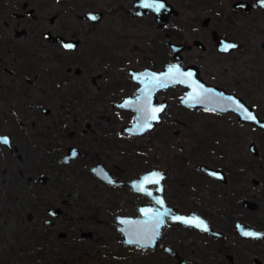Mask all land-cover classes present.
<instances>
[{
    "label": "flooded vegetation",
    "instance_id": "af4514ba",
    "mask_svg": "<svg viewBox=\"0 0 264 264\" xmlns=\"http://www.w3.org/2000/svg\"><path fill=\"white\" fill-rule=\"evenodd\" d=\"M258 1L0 0V136L10 138V144L0 138V153L4 150L21 163L11 169L7 189L12 194L20 192L25 202L33 198L24 238L38 245H52L58 236L70 244L94 246L104 243L100 234L110 243L107 229L112 226L121 246L149 250L152 259L161 258L169 264H236L250 251L254 256L252 246L264 241V236L247 238L239 232L237 223L264 233L263 226L257 227L248 218L249 211L259 208L251 199L254 183L259 180L254 181L249 174L253 167L248 160L225 156L222 146L227 144L217 133L221 129L227 134L231 127L238 141V128L262 129L242 122L235 112L189 106L182 100L193 90L189 83L195 81L241 97L262 117L247 97L218 81L222 67L227 70L235 63L253 65L254 42L263 54L258 58L264 59V6ZM226 45L236 47L225 51ZM175 65L180 75H186L185 82L173 83ZM144 70H166L167 86L156 89L152 103L166 108L152 130L134 135L124 129L135 121L137 112L119 103L126 98L133 100L131 104L137 102L141 84L133 75ZM160 82L165 81L160 78ZM8 102L24 103V107L14 108L3 119L6 114L1 103ZM98 106L106 125L100 130L103 138L93 137L103 158L100 160L94 152L95 144L86 149L69 145L57 155L65 166L87 157L83 162L88 163L90 178L80 176L97 183L67 204L74 190L62 179L63 172L51 176L45 171L51 169L45 167L46 161L50 165L55 159L52 154L59 148L52 134L94 130L91 121L85 123L75 117L67 122L64 118L87 108L88 112H97ZM57 107L63 114L55 116ZM174 134L182 136L174 141ZM133 137L137 141H132ZM143 138L149 139L147 144L142 143ZM146 145L154 154L150 164L143 167ZM36 147H40V155ZM206 147L222 157L205 154ZM71 148H77L79 155L64 162ZM99 164L108 172L106 179L92 171ZM203 167L221 172L220 177ZM145 173L151 175L143 182ZM133 180L144 191L136 190L138 185L130 184ZM46 197H55L54 202L62 204H49ZM95 199L103 206L90 203ZM81 205L83 212L106 209L103 219H87L107 228L100 231L69 215ZM143 212L160 213L161 222H165L157 244L148 248L126 244L119 229L125 225L122 218H139ZM176 218H187V222ZM60 220L65 221L64 231L56 229ZM256 258L264 264L257 256L253 264H257Z\"/></svg>",
    "mask_w": 264,
    "mask_h": 264
},
{
    "label": "rangeland",
    "instance_id": "374dc122",
    "mask_svg": "<svg viewBox=\"0 0 264 264\" xmlns=\"http://www.w3.org/2000/svg\"><path fill=\"white\" fill-rule=\"evenodd\" d=\"M239 24L242 25V22H239ZM255 40L259 41L260 38L255 37ZM253 45L255 46L254 52L256 54L253 65L249 64L247 67V65L244 66L243 64L235 63V66H232L227 70L222 67L219 71L220 74L218 81L222 86L227 87L229 90L247 97L249 102L256 106L259 114L264 118V64L261 63L264 59L260 60L258 58L263 56L260 45L257 42H254ZM255 48H257L258 51L255 50ZM1 105L5 106L4 110L6 115L3 116V119L6 118L7 114L12 112L14 108L22 110L24 107V103L20 102L1 103ZM59 109L61 108H55V116L59 113L63 114L62 110ZM67 109L66 111H68ZM96 109L97 112H88L87 108L84 111H80L81 113L79 115H76V112L73 111L70 113L71 116L64 118L67 122L75 117H79L80 120L85 123L91 121L94 125V130L81 131L82 129H79V132L75 131L72 135L70 133H65L64 136H61L59 133L52 134V137L54 138L55 143L59 145V148H57L55 153L52 154V157L55 155V159L50 161L51 164H48L49 160L46 161L45 167H50L51 169L46 170L45 167L44 169L51 176L63 172L62 179L71 189L74 190L72 197L66 199L67 204H70V199H76L79 192L89 189L97 183H90L87 178L80 176L81 174H84L90 178L87 172L88 163L83 162V160H88L86 159L87 157L80 158V161L77 159L71 165L65 166L60 161V156L58 160L57 155L62 154L69 145L76 144L79 147L86 149L95 144L94 152L100 156V160L103 158L101 157L102 150L97 146L96 139L93 136H101L103 138L104 135H100V130L104 128L106 123L104 119L101 118V107L98 106ZM218 123L221 124L223 121L221 122L219 120ZM218 131L217 135L219 136V139H222L227 144V146H222L225 151L224 153H226L225 156L230 155L243 158L248 160V164L253 167L250 169L252 172H249V174H253L254 181L257 179L259 180V183H254V191L251 195V199L258 203L259 208L256 211H249L248 218L249 221L256 224L257 227H264V131L255 127H240L238 128V131L240 132L238 135V141L233 128L230 127L228 130L229 133L227 134H225L224 131H221V129H218ZM181 136L182 135L174 134V141H178ZM131 140L137 141L134 137ZM242 140V144H239V141ZM148 141V138L142 139L143 144H147ZM118 142L121 143L122 140L118 139ZM123 142L129 141L124 140ZM251 142L257 144L259 150L258 155H254L250 149ZM205 143L207 144V142ZM145 148L143 158L147 161L144 162L145 164H142L143 167L146 164H150V159L154 154V152H151L150 147H147L146 145ZM34 149L38 155L41 154L40 147ZM209 149L210 148L206 147V150H204L206 152L205 154L222 157L220 153ZM176 152L177 149L173 150V153ZM0 155V264H169V262L163 261L161 258H158V260L152 259L149 250H138L128 245L121 246L122 243L119 234L112 226H109L107 229L110 243H107L103 238V234H100L99 237L102 238L104 243H99V245L94 246L70 244L68 239H60L58 236L54 238L52 245H38V243H33L32 240L24 238L25 227L28 225L26 218L27 210L29 209V206L33 207V198H30V203L25 202V198L20 192L12 194L11 190L7 189V179L9 174H11V169L15 168V165L20 167L21 163L20 161H17L16 158L9 157L4 150ZM111 156L115 158L114 153H111ZM35 161L37 162V160ZM28 165L30 168L32 163H29ZM34 165H37V163ZM251 183L252 182L249 178L248 184L250 186L252 185ZM45 200L48 201L49 204H56L54 202L56 200L55 197H46ZM90 203L103 206V204L96 199L95 201L90 200ZM61 204L62 203H57L56 205ZM71 204L75 206L76 202L72 201ZM32 209H35L36 211L35 207ZM74 211L75 212H70L69 215H73L76 219H80L83 225H95L99 227L98 229H101L100 231L107 228V225L103 226L104 224L97 223V220L89 222L87 219V217L103 219L106 216V209L98 210V212H83V205H81V207L78 206L77 208H74ZM237 216L242 217V213H238ZM59 222L60 223L56 229L61 228L59 231H64L65 228L63 224L65 221L60 220ZM247 245L251 246L252 243H247ZM252 247H255L254 256L251 255L250 251L244 261H237L236 264H245V262L253 264V258L256 256L264 261V241H261L259 244L256 242Z\"/></svg>",
    "mask_w": 264,
    "mask_h": 264
},
{
    "label": "water",
    "instance_id": "95a60500",
    "mask_svg": "<svg viewBox=\"0 0 264 264\" xmlns=\"http://www.w3.org/2000/svg\"><path fill=\"white\" fill-rule=\"evenodd\" d=\"M258 4L264 6V0H259ZM240 5L241 4L237 6ZM177 68L178 66L176 65L173 68V83L185 82V80L183 79L184 77H186V75L183 76L180 75L179 72H176L175 69ZM166 73V70L162 72L144 70L133 75L134 78L141 84L139 90L140 95L137 96V102L135 104H131L133 100H129L130 98H126L124 101L119 103V106L133 108L137 112L135 121L124 129L126 133H131L134 135L146 134V132L152 130L155 127V124L157 123L156 120H160V115L165 110L166 105L154 106L152 103L156 89L167 86ZM160 78L164 79L165 82H160ZM189 85L193 87V90H190V92L187 93V97L182 100L184 104H187L189 106L215 109L220 112L232 111L238 115L239 119L242 122L252 123L256 127L264 130V118L260 117L255 111V108L246 104V102L241 97L233 93H228L224 89H218L216 87L203 83L198 84L195 81L190 82ZM156 109H162V111H156ZM153 116H155V119H153ZM147 125H150V127ZM0 138L2 141V138H7L8 142L5 144H10V138L8 135L0 136ZM251 150L255 155L259 154V150L255 142L251 144ZM78 155L79 150L77 148H71L70 154L65 155L63 161L68 163L72 157H77ZM203 169L216 177H220L221 172L219 171H213L206 167H203ZM92 171L96 173L97 176L103 179H106L108 174L105 167L101 164L93 167ZM150 175L151 173L143 174L142 181L146 182V178ZM130 184L134 186L135 184H137L138 186H135V189L144 191V188L140 186V184L137 183L136 180H133V182H131ZM247 205H252L253 208H255V205H253V203L247 202ZM51 212L55 213L57 211ZM122 219L125 225L123 227H120L119 229L124 233V242L129 245H138L143 248L152 247L157 244V238L160 236L162 225L165 223L163 221L161 222L160 213L153 214L152 212H146L142 217L139 218L124 217ZM176 220L186 221L187 218H176ZM155 224H157V226ZM237 227L239 229V232L243 236H245L244 232H251L254 234L252 236H245L247 238L264 236L263 232L256 230L254 227L245 226L240 222L237 223ZM255 262L257 264H262L261 260L258 258L255 259ZM178 264L187 263L184 261H180Z\"/></svg>",
    "mask_w": 264,
    "mask_h": 264
},
{
    "label": "snow or ice",
    "instance_id": "6c2138e0",
    "mask_svg": "<svg viewBox=\"0 0 264 264\" xmlns=\"http://www.w3.org/2000/svg\"><path fill=\"white\" fill-rule=\"evenodd\" d=\"M93 19H95V17H94ZM234 47H236V46H235V45H226L225 48H224V50L227 51V50H229L230 48H234ZM175 71H176V72H179L180 70L177 68V69H175ZM187 75H188V76H191V73H188ZM156 111H162V109H156ZM153 119H155V116H153ZM147 126L150 127V125H147ZM2 139H3V142H4V143H7V142H8L7 138H2ZM157 202H158V203H163L162 201H157ZM197 226H200V225H197ZM204 230H207V227H206V226H204ZM244 235H245V236H252V235H254V234L251 233V232H244Z\"/></svg>",
    "mask_w": 264,
    "mask_h": 264
}]
</instances>
